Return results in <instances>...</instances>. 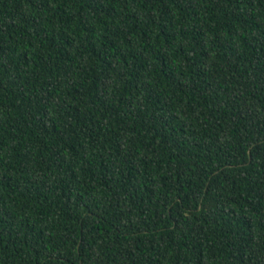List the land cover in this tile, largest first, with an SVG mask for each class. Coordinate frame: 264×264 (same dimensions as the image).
Wrapping results in <instances>:
<instances>
[{
	"label": "trees",
	"instance_id": "16d2710c",
	"mask_svg": "<svg viewBox=\"0 0 264 264\" xmlns=\"http://www.w3.org/2000/svg\"><path fill=\"white\" fill-rule=\"evenodd\" d=\"M0 264H264V0H0Z\"/></svg>",
	"mask_w": 264,
	"mask_h": 264
}]
</instances>
